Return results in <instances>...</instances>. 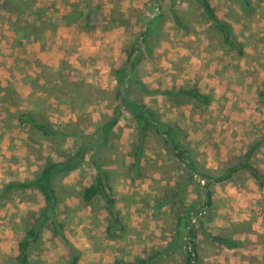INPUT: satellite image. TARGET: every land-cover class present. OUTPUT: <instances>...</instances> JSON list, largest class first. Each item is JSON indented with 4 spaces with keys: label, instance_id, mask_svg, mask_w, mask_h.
<instances>
[{
    "label": "rangeland",
    "instance_id": "374dc122",
    "mask_svg": "<svg viewBox=\"0 0 264 264\" xmlns=\"http://www.w3.org/2000/svg\"><path fill=\"white\" fill-rule=\"evenodd\" d=\"M94 1V11L109 13L115 4L126 17L128 11L138 17L136 22L126 18L127 24L116 21L111 32L114 38L106 42L109 47L82 51L86 40L75 33L76 26L70 31L72 40L63 37L60 28L54 35L48 32L44 41L21 40L11 22L15 16L11 20L0 13V188L8 182L31 180L47 157L58 162L80 147L87 149L82 169L56 183L55 220L61 228L54 229L49 221L41 227L39 242L31 252L34 264H66L68 256L76 254L72 247L80 251L77 264H134L154 251L167 250L175 241L182 207L202 201L204 183L187 182L184 166L158 137L149 134L140 142L138 125L116 99L115 71L138 36L141 62L134 77L144 90L132 85L130 97L180 128L181 140L196 164L201 157L198 163L212 168L218 165L214 158L220 157L225 169L239 164L254 145L258 147L249 157L264 162V0H247L248 6L239 0H209L242 44L241 57L222 47L221 35L206 24V16L193 0L172 1L173 10L192 32L175 26L169 0ZM76 2L83 0H37L39 7L60 10ZM158 13L163 20L157 27L148 26ZM175 86L198 87L210 97V105L204 108L188 98L161 95ZM115 109L121 113L118 124L96 152L94 145L103 136L96 131ZM14 110L33 111L51 130L67 137L44 138L29 127L18 126ZM140 148L142 167L136 170L131 164ZM93 154L109 177L115 208L126 227L120 233L126 235L123 240L105 237L111 218L102 199L87 207L78 198L80 188L95 177ZM242 172L236 182L252 175L245 169ZM249 181L246 187L259 182ZM252 188L246 189L248 195ZM211 189L216 196L214 185ZM255 196H260L261 205L254 210L252 233L262 237L263 259L257 264H264V194L257 190ZM42 206L36 192L15 191L1 200L0 264L13 263L17 243L32 219L29 213ZM213 223L206 229L216 233ZM85 244L91 247L89 253L81 249ZM163 259L167 260L159 264H183L176 255Z\"/></svg>",
    "mask_w": 264,
    "mask_h": 264
},
{
    "label": "trees",
    "instance_id": "16d2710c",
    "mask_svg": "<svg viewBox=\"0 0 264 264\" xmlns=\"http://www.w3.org/2000/svg\"><path fill=\"white\" fill-rule=\"evenodd\" d=\"M169 1L170 13L173 17L175 26L182 30L192 32V27L183 21L176 10H173V0ZM193 1L199 5L206 16V21L204 20L206 24H211L221 35L222 47H228L231 54L237 57L243 56L242 44L236 41L231 32L230 26L221 21L219 14L216 12L217 10L212 6L211 2L209 0ZM239 1L248 6L249 2H247V0ZM95 3L94 0H83L81 4L80 2L72 3L69 5V12H63L57 10L55 7H39L37 0H0V13H6V16L9 19L11 17V20L12 16H15L14 21L11 22L13 23L14 30H17L19 33L21 40L33 39L36 42L44 41L48 32L54 35L59 28L70 26L72 23H77L82 17H85L84 19L86 22L94 21L95 23L99 21L101 22L103 17V24L110 32L113 31V26L116 24L117 20L120 23L124 22V24H127L128 22L126 21L130 20L135 22L138 21V17L134 16L131 11H128V17H126V13L120 11L118 5L115 4L111 6L109 13H101L100 9L94 11ZM126 18L127 20L125 21ZM141 20H143V18L140 19V21ZM162 20L163 14L158 13L155 20L149 22L148 26L151 25L152 27H157ZM152 32L153 29L148 31L147 34H143H146V37ZM138 38H140V36H138ZM138 38L129 46V53L127 54L125 62H122V66L115 71L117 90L116 99L119 101L120 106L130 114L131 118L138 125L140 142H143L149 134L158 137L162 140L166 151L184 166L187 174V182L194 180L197 181L198 184H201L199 181L207 180V183L202 185V202L182 207L180 211L181 215L178 217L175 227V241L171 243V246L165 251H154L146 258L141 257L136 259L134 264H159L167 260H164V257L167 256V258H171L172 255L180 257L183 264H201L198 255L197 238L200 230L198 228L202 226L200 219L204 215L203 212L207 207L212 206L211 183L213 181L222 182L228 180L238 168L230 169L227 174L217 178L212 176L211 171L209 170L202 169V171H198V165L196 164L193 155L189 149L185 147L183 140H181L182 131L180 128H178L177 125L164 122L155 111L147 108L145 104L130 97V88L132 85H137L140 90H144L140 81L136 80L134 77L135 69L141 62V51ZM142 42L145 41L143 40ZM38 80L39 79H36L35 81ZM197 88L198 87L196 86H188L186 88L175 86L170 91H164L161 95L188 98L194 100L200 105V107L208 108L211 103L210 97ZM15 92L17 91L15 90ZM14 112L16 114L15 118L18 122V126L20 127H29V130L38 132L44 138L67 137L66 134L51 130L48 124H46L45 119L41 116H36L33 111L14 110ZM112 115L113 116L110 120L99 127L96 131L99 135H103L98 138L94 145L97 147L96 152L98 147L107 142L112 129L118 124L121 117V113L118 109H115ZM257 147L258 145L252 146L249 149V152H253ZM86 151L87 149L85 147H80L74 155H63V158L58 162L47 157L42 161L40 169L34 173L31 180H26L24 182H8L0 188V204L2 199L9 198L15 191L36 192L42 198L43 206L37 212L29 213L32 219L29 221V228L26 226L27 229L23 238L17 243V256L13 259L12 264L35 263L31 257V252L33 248L37 246L40 239L39 230L46 222L49 221L54 229L59 230L61 228L55 220L58 202V195L55 186L58 181H62L69 174L82 169ZM142 151V148L138 149V154L133 157L131 165L136 170H140L142 167ZM250 153H247L244 157L246 162L250 158ZM91 161L95 166V177L90 185H85L80 188L78 198L81 200V203L87 207L95 206L96 202H98L99 199H102L105 203V211L111 218L110 224L105 229V237L123 240L126 235H120V233L124 231L126 227L121 222L120 212L115 208V199L112 196L109 177L103 170H101V167L97 162L96 154H93ZM243 166L249 168L247 164H244ZM248 171L252 173L259 182L260 180L262 181V177L257 171L252 170L251 168H249ZM72 249L76 254L74 256H68L66 264H77L80 258V251L74 247H72Z\"/></svg>",
    "mask_w": 264,
    "mask_h": 264
},
{
    "label": "crops",
    "instance_id": "0c3cea01",
    "mask_svg": "<svg viewBox=\"0 0 264 264\" xmlns=\"http://www.w3.org/2000/svg\"><path fill=\"white\" fill-rule=\"evenodd\" d=\"M60 11L69 12V8L66 7L64 10L62 9ZM84 18L82 17L77 23H72L70 26L60 28L63 37H69V39L72 40L73 36L70 31L76 26L75 33L79 34L78 36L81 40H86V46H81L82 51L84 49L89 50L99 47H109L110 45H106V42H109L108 40L114 38V36L109 29L104 26V18L102 17V23L100 21L97 23L94 21L86 22ZM251 127L254 128L255 126L251 125ZM232 134L235 135L237 133ZM200 158L201 157H197L198 171H202V169L209 170L215 178L224 176L230 169H238L228 180L222 182L213 181L211 183L210 188L214 185V190L217 194L215 196L211 189L212 206L205 209L203 212L204 215L200 219L202 226L198 228L200 230L197 238L199 258L203 259L205 262L204 264H257L258 261L261 262V259H263L261 251L262 237H260L258 233H252V231L256 224L254 210L257 206L261 205V201H259L260 196L256 197L255 193L258 190L261 194H264V188L262 189L264 186V177L262 176V181L260 180V182L257 181L253 174L249 175L251 178L249 176L244 177V179L241 180L243 183H240L241 181L236 182V180L243 175V169L247 171L251 168L257 171L260 176L264 175V162L258 159L259 157H250L246 162L244 157H242L239 164L224 169L223 164L220 165V161H223L220 157L214 158L218 165L212 168L209 165H200ZM251 161H254V163ZM244 164H247L249 168L243 166ZM251 179L255 184V181H257L258 184L253 188L246 187V183L249 180L251 181ZM199 183L205 184L207 180L199 181ZM249 186H252V184L250 183ZM247 188L253 189L249 192V195L246 192ZM201 192L203 194L202 190ZM213 210H216V213H214L216 216L215 223H213L214 214L213 216L211 214ZM212 223L214 227L216 226V228H218V232H208L206 227H211ZM205 239H209V241ZM81 249L84 253L85 251L89 253L91 247L85 244L83 247L81 246Z\"/></svg>",
    "mask_w": 264,
    "mask_h": 264
}]
</instances>
